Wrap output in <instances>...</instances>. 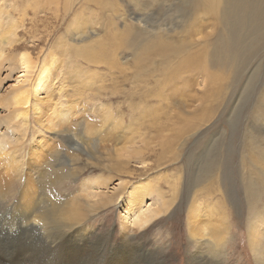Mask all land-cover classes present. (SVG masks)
Segmentation results:
<instances>
[{
  "label": "rangeland",
  "instance_id": "374dc122",
  "mask_svg": "<svg viewBox=\"0 0 264 264\" xmlns=\"http://www.w3.org/2000/svg\"><path fill=\"white\" fill-rule=\"evenodd\" d=\"M5 1L0 0V3H3L7 17L15 19L14 21L21 20V25L16 24L18 27L15 38L9 39L19 40L20 42L16 41L17 44L21 43L28 47L27 50H30L34 60H42L49 47L56 55L55 58L59 59L58 62L56 60V66L53 65L55 69H52L51 80L47 83L53 97L45 101L51 104V110L50 112L45 110L44 117L40 120L35 119L32 112L26 145L22 152L16 153L17 157H21H18V160H21L20 166L16 168L21 170L16 173L13 171L12 175L15 177L10 176L12 169L7 166L9 171L3 170L6 181L0 180L4 184L0 183V189L2 187L3 191L0 195V218L2 216L0 225L8 227V223H11L14 217L12 207L18 203L19 192L24 184V172L28 171L25 166L30 161L36 164V158L40 161L39 165L45 174L47 169L49 170L48 176L45 175L41 177L40 182L38 181L40 192L48 194L52 201L55 199L58 202L76 199L85 204V201L90 199V202L96 203L99 198L92 199L90 194L99 185V181L110 177L108 168H112L116 162L126 161L128 156L125 153L127 151L125 147L128 145L126 141L131 137L136 139L145 132L149 134L146 141H150L151 147H155L160 135V138L166 137L167 141L174 139L175 143H172L174 152L171 153L176 155L165 154L161 165L151 163V169L147 171L135 168L136 171L129 179H135L143 186L161 187L165 191L167 200L171 195L165 180L172 181L180 176L176 201L171 211L155 219L142 230L135 231L134 234L130 233V237L132 236L128 242L130 248L124 246V240H121L117 209L107 207L101 208L96 213L87 214L84 218L87 227L99 236L91 237L88 244L83 247L78 246L72 238V240L64 241L63 246L57 248L59 251L57 252L50 247V243H57L60 236L57 233H51L53 236L49 234L47 238L46 232L42 230H37L32 235L22 233L10 236L7 242L11 244L18 242L23 249V255L20 253L16 260L25 259L31 255L34 260L47 263L45 260L54 250L55 255L61 257L59 256L52 264H102L103 262L105 264H257L247 242L246 223L249 212L244 205L241 187L246 179L247 189V179L254 178L261 185L259 195L261 202L264 203V0H222L214 11H209L205 4L198 0H103L102 5L94 0H83L84 9L81 5L82 0H74L71 10L66 15L64 0H59L58 13L60 14L56 18L48 11L39 12L33 16L31 9H27L24 14L26 17H23L24 21L19 10H16V6L12 4L14 0H8V3L7 0ZM39 5L41 9H46V5L42 2ZM227 11L229 16L223 23L221 16L223 13L226 17ZM11 12L14 14L12 15ZM77 19L83 21V27L76 32L81 40L79 45L83 43L89 45L95 43L100 47L106 45L111 53L107 54L104 63H113L129 75L120 78L118 85H115V70H110L107 65L103 63L97 67L90 65V71H97L99 78H95V73L90 75L83 70V63H77L79 73H87L84 77L82 76L83 85L87 83L88 77L93 76L92 79L95 78L96 85L100 86V93L98 92L100 100H97L96 104L90 103V99H94L92 93L96 91L89 90L92 84L82 86L84 89L76 87L81 86L78 81V84L73 85L74 82L70 81V77L74 72L68 70L69 66L66 67L61 63L62 56L59 55L62 54V48L59 46L64 42L62 35L66 27ZM136 20H141L138 29L130 30L123 26L124 23L128 26L134 25ZM34 23L38 24L35 25L38 29ZM114 29L117 30L121 41L113 38L112 30ZM225 38H228L229 45L226 44ZM114 42H117V46L112 48ZM159 42L171 43V46L165 51H159L156 47ZM226 45L227 47H224ZM223 48L222 53L220 51ZM40 49L42 53H38ZM225 50L229 53V58L222 63ZM4 57L0 64V102L7 96L9 85H13L12 80L16 77L11 71L15 66L14 62L13 64L5 62ZM188 57H191V62L185 63ZM133 60H138L140 65L145 66V71L150 73L143 87L134 88V84L130 81L135 72ZM169 65L171 67L163 68ZM154 70L157 72H153L155 73L153 77L151 72ZM136 85H141V82ZM117 91L121 92L117 93ZM43 92L45 93L46 90ZM44 93L41 96H45ZM191 95L198 98L197 103L190 101ZM99 102L104 106H111L109 110L111 116L114 119L121 118L119 126L115 127L116 123L115 128L111 129L112 127L105 123L106 118L103 119V116L101 118V113L103 115L105 113L106 117L107 113L100 111L103 107L94 112L96 109H92V106H99ZM67 109L68 113H72L71 115L66 114ZM139 109L146 111L142 110L144 112L142 113ZM2 114L3 112L0 111V116ZM63 119L66 121L61 123ZM109 119L112 120V118ZM80 121L85 122L82 125L86 124L88 127L85 125L87 128L83 129L84 126H78L76 122ZM52 122L57 125H67L71 134L80 138V142L87 144L88 154L75 152L68 145H63L59 138L54 139V128L50 124ZM129 127L133 130H129ZM158 133H160L159 136ZM171 135L173 137H170ZM123 136L124 139L121 138ZM184 137L186 139H183ZM138 144L142 146L143 143ZM53 147L61 148L58 152L61 154L53 160L51 166L53 169L51 167L45 169L43 167L46 165H41V160L49 157L47 153ZM11 148V140L0 136V152H2L0 160L5 156L8 157ZM116 149L119 150L115 151ZM64 155L69 157V160L77 158L75 162L73 161L75 164L73 170L66 167L70 163L63 158ZM87 155L99 161L95 160L94 164V160L87 159ZM28 156L29 159H27ZM47 161H50V158ZM84 164L90 167H85ZM131 165L136 167L133 163ZM69 169L76 173L75 178L56 176L60 170L65 173ZM209 171H213L212 177L205 179L204 176ZM120 176L123 174L114 177L112 183L116 184ZM223 179L231 183L229 196L223 199L228 214L224 219L228 240L224 260H217L210 255H203V251L197 250L192 244L189 245L186 217L192 198L189 185H197L201 180L205 186L211 180H213L211 183H216ZM33 181L35 185L36 182ZM201 202L204 201L201 200ZM206 202L201 204L200 214L212 215L209 212L212 202L210 200ZM84 204L82 205L85 206ZM146 207L147 205L143 206L142 210ZM119 211L122 212V209ZM52 225L55 226L54 223ZM36 232H39V235ZM62 232L63 228L59 230L60 234ZM106 233L111 239L109 245L106 243ZM100 236L103 237L100 238ZM133 247H138L139 250H133Z\"/></svg>",
  "mask_w": 264,
  "mask_h": 264
},
{
  "label": "bare ground",
  "instance_id": "6f19581e",
  "mask_svg": "<svg viewBox=\"0 0 264 264\" xmlns=\"http://www.w3.org/2000/svg\"><path fill=\"white\" fill-rule=\"evenodd\" d=\"M58 1L59 0H14V3H12V4H14L16 6L15 7L16 10H19V14L22 16V21H24L23 17H26V15H24V14H25L27 9H31L30 11L32 12L33 16H36L37 13H39V12L43 13L45 11H48V12L52 13V16H55V18H56L57 16H59L58 14H60V13H58V7H59ZM73 1L74 0H64L63 4L65 6L64 7V14L65 15L71 10ZM198 1L204 3L209 11H214L218 7V5L220 4V2L222 0H198ZM41 2L44 5H46L45 6L46 9L45 8H44V10L41 9V5H39ZM94 2L100 3L101 5L103 4V0H94ZM5 3H6V1H5ZM7 3H8V0H7ZM83 4H84V2L82 0L81 5H82V8L84 9L85 5H83ZM6 6H8V5H6ZM83 9H81V11ZM227 13H228V11H227ZM13 14L14 13H12V15ZM228 16H229V13H228V15H226V17H224V15L222 13L221 17H222L223 23H224V21L227 20ZM14 20L7 17L5 9H4V5H3V3H0V64L2 63V57H4V56L5 57H4L3 61H5V62L7 61V62H11V63L14 62L15 66H14V68L11 69V71H13L16 75V77L12 80L13 85H9L10 87H9L8 92H7V96L4 97L3 100L0 102V111L3 112V114L0 116V136L6 137L7 139H10L11 140V146H12L11 152L8 154V157L5 156L2 160H0V168L2 167L1 168L2 171L0 170V180L5 179V177L3 176L4 175L3 170L8 172L9 171L8 168L12 169L10 176H13L12 175L13 171H15V173H16V172H19L21 170L19 168H16V167L20 166L19 162L21 161V160L20 161L18 160V157L19 158H21V157L20 156L17 157L16 153L22 152L24 150V145H26V139H27L26 136H27L28 131H29L30 123L32 122V120H31L32 112H33V115L35 116L34 118L35 119L38 118L40 120L41 117H44L43 113L45 110H46V112L47 111L50 112V110H51V107H50L51 104L48 101L50 98L53 97V95H52V91L49 90L50 86L47 85V83L50 82L51 77H52V73H53L52 71L55 69L53 67V65L56 66V63L58 62V59H59V58H55L56 55H54L51 52V49L49 47L46 49L48 51L42 57V60L41 59L40 60H38V59L34 60L31 56V53L29 52L30 50H27L28 47L22 45L21 43L17 44V42H20L19 40H12L13 38L9 39L10 37H14V35L16 33V30H17L16 28L18 27V26H16V24L21 25V20L20 21L19 20L14 21ZM140 22H141V20H136L134 25L129 24V26H128V25H125V23H124L123 26H126V28H130V30L132 28L138 29ZM35 25L37 26L38 24L34 23V26ZM82 27H83V21H81L79 19L74 20L72 22V24L67 25V27H66L63 35H62V39L64 42L61 43L59 46L63 50V51L61 50L62 54H59L60 56H62L61 61H63V62H61V61L60 62L63 63L64 66H66V67L69 66L68 70L75 73V74L72 73V75L70 77V81L74 82L73 85H75L78 81L79 84H81V86H76L77 88L84 89V87H82V86L92 84V87L90 86L91 88L89 90H96L97 92L93 91L92 96H94V99H90V101H91L90 103L96 104L97 100H100V94H99L100 93V86L98 87L96 85V82H95L96 81L95 78L98 77L97 71L96 72L90 71L91 70L90 65L97 67L99 64H102V63L105 64L104 60H105L107 54L110 52V49L106 45L100 47V45L95 44V43H93V45H89V44H85V43L79 45L81 40L77 37L79 34L76 32L79 31ZM33 32H34V30L32 29V33ZM35 32H36V30H35ZM27 33H28V31H27ZM29 34H31V33H29ZM112 34H113V38L115 40L121 41V38H119V35H118V32L116 29L112 30ZM225 41H226L227 45L230 44L228 38H225ZM15 42H16V44H15ZM227 45L224 47H227ZM116 46H117V42L112 43V48L113 47L115 48ZM170 46H171V43L159 42L156 47H157V50H159V51H165ZM41 50L42 49H40L38 53H42ZM111 50H113V49H111ZM5 52H7V53L5 54ZM220 52L223 53L224 48ZM228 58H229V53L225 50V54H224V57L222 59V63L226 62L228 60ZM56 60H57V62H56ZM185 61H186L185 63H187L189 61L191 62V57L186 58ZM80 62L85 65V66L82 65L83 70L84 71L86 70L85 72L90 73V75H93L95 73L94 74L95 78L92 79L93 76L88 77L89 79L87 78V81H86L87 83H84V85H83V81L81 79H83V77L87 73L86 74L79 73L80 69L78 68L77 63L80 64ZM112 64H110L109 62H106L105 65H107L110 70H115V73H114L115 76L114 77L116 79L114 80V84L118 85L117 82L118 81L120 82V78H125V77H128L129 75L127 74V72L125 73V71L120 70L119 68H117V66H114V64L113 65ZM132 64H134L133 67L135 68V72L133 73L132 76L130 75L132 77L130 79V81H132V83L134 84V88L141 87V86L143 87V85L146 83V80L149 79L148 75L150 73L145 71V69H144L145 66L140 65V62L138 60H133ZM171 65L164 66L163 68L167 69V68L171 67ZM59 66H61V65H59ZM109 69H107V70H109ZM56 70H57V67H56ZM156 70L152 71L151 73L157 72ZM116 74H117V77H116ZM154 74L155 73L152 74L153 77H154ZM111 76H113V75H111ZM138 77H139L140 81L138 80ZM117 79H119V80H117ZM150 81H151V79H150ZM138 82H141V85H136ZM132 83H130V84H132ZM117 88H120V87L117 86ZM44 90H46L45 93L43 92ZM121 91H119V92H121ZM119 92L117 91V93H119ZM42 93H44L45 96H41ZM121 94H123V93H121ZM123 95H125V94H123ZM193 95H195V94H193ZM155 96H156V94H155ZM123 97H125V96H123ZM126 97H128V96H126ZM192 97L190 98V101L195 102L196 100H198V98H196V97L192 98ZM201 98H199V100ZM45 99H47L48 101H45ZM143 99H146V98L143 97ZM140 100H142V99H140ZM196 103H197V101H196ZM200 103H202V101ZM97 106L93 105L92 109L93 108L96 109V110H94V112H95V111H99L103 107L100 111L106 112L108 118L106 117L105 113H104V115H103V113H101V118H102V116H103V119L106 118L105 123H107L109 126H111L112 127L111 129H113V128H115L121 124V118L120 117H117L114 119L111 116V114L109 112V110L111 109L110 105L104 106L102 103L99 102V106L98 107ZM189 106H191V105H189ZM55 107H57V106H55ZM139 110H141L140 112H142V110L146 111L145 109H139ZM63 111L65 112L66 110L64 109ZM142 113H144V112H142ZM191 113H193V112H191ZM66 114L71 115L72 113H68V109H67ZM187 114H188V112H187ZM148 115H147V117L150 119V116H148ZM152 115H153V113H152ZM76 116H78V115H76ZM109 118H112V120L110 121ZM51 121L52 120H50V122ZM65 121L66 120L63 119L61 121V123L65 122ZM69 121H72V120H69ZM46 122H48V121L46 120ZM54 123L53 122L50 123V124H52V128H54L53 129L54 130L53 133L55 136L54 139L59 138L61 140V142L63 143V145H65V144L68 145L69 147H71L70 149H72L75 152L88 154V152L86 151L87 144H85L84 142L83 143L80 142V138L71 134V130L67 127V125H65V124L57 125V123L56 124H54ZM83 123H85V122H83ZM83 123H82V121L76 122V124H78V126H81V127L84 126L83 129H86L88 126L86 124L82 125ZM116 123H117V125L114 127V125ZM151 126L154 127V125H151ZM151 126H150V128H151ZM134 127H136V126H134ZM122 128H124V127H122ZM130 128L131 127H129V130L132 131L133 129L132 128L130 129ZM144 128H146V127H144ZM139 130H140V128H139ZM184 131H182V132L185 134ZM40 132L41 131H39V133ZM119 132H122V131L119 130ZM159 132L161 133V131H159ZM135 133H136V131H135ZM160 133H158V136L160 135ZM183 133L181 135H183ZM123 135L125 136V134H123ZM177 135H179V134H177ZM124 136L121 138L124 139ZM147 136H149V134H148V132L147 133L145 132L144 134L138 136L137 138L135 137L136 139H134V137H131L128 140V138H127L128 141H126V143L128 145H126V147H125L127 149V151L125 153L128 156H127V158H126V156H124L126 158V161L122 162V163L116 162L112 166V168H108L107 170H108V174L110 177H108L105 180L99 181V183H98L99 185L94 189V192L90 194V196H91L90 198H92V199H95L96 197L99 198V200L96 203L90 202V199H89V201H85V204H84V202H82L80 200H76V199H74V200L70 199L69 201H63V202H58L55 199L52 201L50 199L51 197L47 196L48 194L45 195V194H42L40 192V184H39L40 181L39 180L41 179V177H45V175L48 176L49 170L47 169V167H51L53 160L56 159L61 154V153L58 154V152L60 151L61 148L60 149H58V147L57 148L53 147L52 149L50 148L51 150L47 153V154H49V157L46 156L47 157L46 159L41 160V163H42L41 165H46L45 167H43V168L47 169L46 174L44 173V170L41 169V166L39 165L40 161L37 158L35 159V162H36V164H38V166L35 163H32L31 161L28 162L25 166V168H27L28 171L24 172V184H22V190H20L21 192H19L20 198L17 201L18 202L17 205L12 207V211H14V217H13L11 223H8V227L0 225V263H3V264H52V263H54L53 261L56 260L57 258H59V256H60V255L59 256L55 255L56 252H54V250L57 251V248L63 246L62 244L64 241L66 242V241H69L70 239L72 240V238H74L76 241V244L78 246L83 247L86 244H88L89 239L91 237H98L99 236L96 234V232L94 230H91L89 227H87V224L84 221V218L86 217L87 214L90 215L92 213H96V211L100 210L101 208L103 209V208H107V207H115L117 209V219L120 222L119 224H120L121 236H122L121 240H124V243H125L124 246L130 248L128 245V242H130L131 237H132V236L130 237V235H129L130 233L134 234L135 231L142 230L143 228L148 226L155 219H158V218L162 217L163 215L169 213V211H171V208L173 207V205L175 204V201H176V195H177L176 191H177V186H178V182H179L178 179L180 177L179 176L178 179L176 178V179H173L172 181H169V180L166 181L165 180V182L168 185V191L171 195L170 199H167V200L165 199V197H166L165 191L162 190L161 187H159V186L152 187L150 185L143 186L141 182H136L135 179H132V180L129 179L130 176L133 175V173L137 169H142V170L147 171V170L151 169V166H152L151 163H153L157 166L161 165L163 163V160H164V159H162V157L165 154L168 153L171 155H176L174 153L173 154L171 153V152H174V150L172 149V147H173L172 143L173 142L175 143L174 139H168V141H167V140H165L166 137L164 138L162 136L160 138V136H161L160 135L159 140L157 141V144H155V147L154 146L151 147V145L149 143L150 141L149 142L146 141ZM170 137H173V135H171ZM175 137L176 136H174V138ZM179 137H180V135H179ZM156 138H158V137H156ZM175 139H177V138H175ZM183 139H186V138L184 137ZM39 140H41V139H39ZM51 140H52V138H51ZM147 140H148V138H147ZM120 141H121V139H120ZM122 141H124V140H122ZM47 143H49V141H47ZM108 143H110V142H108ZM138 143H143V144H142V146H139ZM123 145L125 146V144H123ZM91 148H92V145H91ZM117 150H119V149H116L115 151H117ZM1 151H3V150L1 149ZM0 153H2V152H0ZM61 156H63V155H61ZM33 157H34V154H33ZM39 157H41V156H39ZM48 158H50V161H47ZM63 158L64 159L66 158L68 163H70L66 167L71 168L73 170V168L75 166V164H73V161L75 162V160L77 158H75V160H69L68 159L69 157L67 158L65 155ZM27 159H29V156ZM87 159L94 160V164H95V160H97V159H94L93 156H90V155H87ZM97 161H99V160H97ZM131 163H133L134 166L136 165V167H133L131 165ZM88 164H84V166L90 167ZM6 166L8 168H6ZM51 168L53 169V167H51ZM135 168H136V170H135ZM109 169H110V171H109ZM23 171H24V169H23ZM213 171H214V168H213ZM213 171L207 172L205 174L204 178L206 179L207 177H212L211 173ZM57 173H58L56 175L57 177H63V176H67L65 178H70V177L75 178L76 177V173L71 171L70 169L68 172L66 171L65 173H63L62 170H60ZM63 174H65V175H63ZM122 174H123V176H120L118 178L117 183L113 184L112 182H113L114 177H116L117 175H122ZM6 176H8V175H6ZM13 177H15V176H13ZM33 180H35V182H36L35 185L37 187L34 185ZM5 181H6V179H5ZM57 181H58V179H57ZM158 181H160V180H158ZM212 181L213 180H211L205 186H203V183L201 180L198 182L197 185H189V187H190L189 193L192 196L191 201H190V205L187 208V217H186L187 218V231H188L189 242H190L189 245L192 244L194 246V248H196L197 250H199V249L202 250L203 255L207 254V255H210L211 258H214L217 260H224L225 254H226V249H227L226 244H227V240H228L226 237V226L224 224V219H226L225 217L228 214L225 210L226 203L223 202L224 201L223 199H227V197L229 196V193L231 191V189H230L231 183L229 184L225 179H223L222 181L216 182V183H211ZM3 182H4V180H3ZM91 183H90V185H91ZM94 183H93V186H94ZM245 183H246V179H245ZM245 183L241 187V193L244 196V201H245L244 205H245V207L247 206V209L249 212V216L247 218V223H246L247 242H248V246H249V249L251 251V254L256 259V263L257 264H264V203L261 202L262 201L261 196L259 195V189H260L261 185L252 177H249V179H247V189H246ZM2 185H4V184H2ZM84 185H82V187H84ZM1 189H2V187H1ZM1 189H0V195H1V193H3V191ZM87 194H88V192H87ZM246 194H247V197H246ZM86 195H85V197H86ZM88 197H89V194H88ZM201 200H203L204 202H201ZM208 200H210L212 202V204H211L212 206L209 207V212L212 215H202V214H200V206H201V204H206L207 203L206 201H208ZM237 201H239V200H237ZM42 203H44V205H41ZM82 204H84L85 206H83ZM187 204H188V200L186 202V206H187ZM145 205H147V207L144 210H142V207ZM9 209H11V208H9ZM119 209H122V212H120ZM183 210H185V209H183ZM1 218H2V216H1ZM170 219H171V217H170ZM4 221H5V219H4ZM52 223H54L55 226H53ZM62 228H63V232L60 234L59 230ZM51 229H52V231H49ZM53 229H55V230H53ZM37 230H42V231L46 232L47 238H48L49 234L52 235L51 233H55V234L57 233L60 236V238L58 237L59 239H58L57 243H55V244L50 243V247H53L54 250L52 252L50 251L51 252L50 254L48 253L49 257L47 260H45L47 263L41 262L39 260H34L32 258L33 256L31 257L30 254H29L30 256L25 258V259L16 260V257L18 258L20 253L22 254L23 249L21 248L20 243H18L17 241H16L17 243H13V242H12V244L10 242L8 243L7 238H9L10 236H13V235H16V236L18 234L21 235L22 233H30L32 235ZM36 233H38V235H39V232H36ZM25 237H28V236L25 235ZM25 237H23V238L25 239ZM101 237H103V236H100V238ZM32 238H33V236H32ZM105 238H107L106 243L109 245V241L111 239H110L108 233H106ZM26 242H27V240H26ZM41 242L43 243L42 240H41ZM68 243H70V242H68ZM68 243H65V244L68 245ZM96 246H98V245H96ZM132 246H133V244H132ZM134 246H137V245H134ZM134 249H136V251L139 250L138 247H133V250ZM85 251H86V249H85ZM34 252H35V249H34ZM57 252H59V251H57ZM149 254L151 255V253H149ZM149 254H146V255H149ZM203 255H201V256H203ZM45 257H47V256H45ZM71 257H73V256H71ZM198 258H199V256H198ZM78 262H80V261H78ZM102 264H105V262H103Z\"/></svg>",
  "mask_w": 264,
  "mask_h": 264
}]
</instances>
